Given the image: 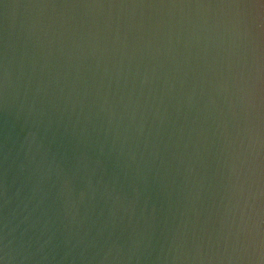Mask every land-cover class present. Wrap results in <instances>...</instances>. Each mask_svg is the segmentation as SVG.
Returning a JSON list of instances; mask_svg holds the SVG:
<instances>
[{
	"label": "water",
	"instance_id": "95a60500",
	"mask_svg": "<svg viewBox=\"0 0 264 264\" xmlns=\"http://www.w3.org/2000/svg\"><path fill=\"white\" fill-rule=\"evenodd\" d=\"M0 264H264V0H0Z\"/></svg>",
	"mask_w": 264,
	"mask_h": 264
}]
</instances>
